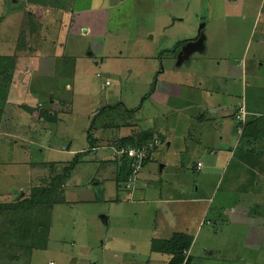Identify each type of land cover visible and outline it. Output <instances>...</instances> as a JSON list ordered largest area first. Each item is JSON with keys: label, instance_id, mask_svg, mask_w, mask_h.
<instances>
[{"label": "rangeland", "instance_id": "1", "mask_svg": "<svg viewBox=\"0 0 264 264\" xmlns=\"http://www.w3.org/2000/svg\"><path fill=\"white\" fill-rule=\"evenodd\" d=\"M201 27L206 53L176 69ZM261 37L264 0H0V56H18L0 78V264H167L153 244L183 233L192 264H264L250 231L264 225V167L247 170L228 136L236 104L264 114ZM241 61L242 91L224 75ZM141 131L156 150L137 191L118 189L113 142Z\"/></svg>", "mask_w": 264, "mask_h": 264}, {"label": "trees", "instance_id": "2", "mask_svg": "<svg viewBox=\"0 0 264 264\" xmlns=\"http://www.w3.org/2000/svg\"><path fill=\"white\" fill-rule=\"evenodd\" d=\"M28 27L29 29H21V34L24 36L26 33L33 34L37 33V29L39 27V24H36L34 17L31 16V19L28 21ZM37 25V26H36ZM19 42H23L22 40ZM185 43H183L180 47H182ZM23 46L17 45V48L19 50L23 49L25 46V43L22 44ZM18 56L13 55L12 56H0V78L2 76H9L8 74L13 71V69L16 66ZM27 111H30L31 109L25 108ZM31 115L34 117V119L43 120L45 122H54L55 121V114L50 113L49 111L43 110L42 112L38 113L34 110V112L31 113ZM2 120V111H0V125ZM262 119H259L257 122V119L255 120H249L246 122L245 125H243L245 128L243 130V134L241 137V141L245 144H252L254 141H261V137L264 136V127H262V123H260ZM88 138L91 139V135H88ZM96 140H92L91 142V148L94 146ZM246 141V142H244ZM156 140L154 138V134H152L149 131H142L138 134H132L131 136L119 141L116 144L117 148H134V149H143L146 148L148 145H152L153 147L148 150L147 158L145 162L143 163V167L150 161L152 158L153 153L156 150ZM120 171L117 177V188H120L122 184H125L129 181L131 174L130 165L127 161L123 160L119 162ZM69 171V168H68ZM67 171V172H68ZM69 174V173H68ZM60 176V175H59ZM53 179V183L51 186L48 187H40L37 188L35 191V194H33V197L29 202L31 204L36 203H42L46 202V200L49 198L54 197L56 194H58V191L62 189V181L64 177H67L66 175ZM60 181V182H59ZM58 182V183H57ZM193 244V238L184 235V234H175L169 241H164L160 243V246L157 244H153V250L159 251L161 254H166L171 256V260L169 264H190L191 260L190 258H186V253L191 250ZM157 247V249L155 248Z\"/></svg>", "mask_w": 264, "mask_h": 264}, {"label": "crops", "instance_id": "3", "mask_svg": "<svg viewBox=\"0 0 264 264\" xmlns=\"http://www.w3.org/2000/svg\"><path fill=\"white\" fill-rule=\"evenodd\" d=\"M82 12V11H81ZM84 32L85 33H88V30H84ZM206 37V36H205ZM206 40H207V38H206ZM193 41V40H192ZM259 44H261V46H264V37H261V39L259 40ZM259 44H258V47H259ZM185 45V44H184ZM206 51H207V48H206V42H205V53H206ZM204 53V54H205ZM194 55V54H193ZM192 55V56H193ZM201 55H203V54H201ZM191 56V57H192ZM191 59V58H190ZM243 61H241V62H236V63H230V64H228L227 66H226V70H225V72H224V75L226 76L228 73H230L231 74V76L232 77H230V81H233V79L235 80V81H240V86H241V91L243 90V87H245V88H248V84H247V82H245V80H244V78H243V76L245 75V73H246V71H247V69H248V64L246 65L245 63L246 62H244L243 64ZM184 64H186V63H184ZM180 67H177L176 69H179ZM241 73V74H240ZM239 75H241V77H238ZM161 86H165L164 87V90L165 91H168L169 93H173V86L172 85H164V84H161ZM251 87V86H250ZM179 88V87H178ZM231 88V86L229 87V89ZM232 97H234L233 95H230V98H232ZM240 104H236L235 105V108H234V117L236 118V120L237 121H239L238 123V127L236 128V131L235 132H233L232 134H230V133H228V136H230V138H232V137H234L235 136V138H236V136H238L239 137V140H237V143H236V145L234 146V150H235V152L234 151H232V153H231V155H233V153H237V152H239V154H238V157L240 156V154L242 153V155L240 156V158H239V160L241 161V163L242 164H244V166L246 165L248 168L250 167V168H252L253 166H254V164H255V161L257 160V158H258V161H257V163L258 164H260L262 167H264L263 166V163H264V136H262L261 137V141H254L252 144H250V143H248V144H245V143H243V141H241V137H242V134H243V130H244V126L243 125H245L246 124V122L247 121H249V120H256L257 119V122H258V120L259 119H262L260 122L262 123V125L264 124V114L263 113H257L255 110L253 111V109L252 110H250V108L248 107V106H245L244 107V105H242V106H239ZM210 107L211 108H213V109H211V110H216L215 111V113L214 114H218L219 112H220V110H222V111H224V108H225V106L223 105V102H220V104H219V106H218V108H215L213 105H210ZM244 110V112H245V122H243L242 120H240V119H238L237 117H238V115H239V113H240V111L241 110ZM247 116V117H246ZM262 127H264V125L262 126ZM142 132V131H141ZM138 133H140V132H137V133H133V134H138ZM129 137V136H128ZM125 138H127V137H124V138H121V139H119V140H116V141H114L113 142V145H114V147L112 148V157L114 158L113 160H114V162H116V166H117V171H116V173H117V175H116V178H115V180H116V185H117V177H118V174H119V171H120V166H119V162H121L122 161V159H119V158H117V157H115L114 156V150L115 149H117V147H116V144L119 142V141H121V140H123V139H125ZM98 140H100V139H97L96 141H95V144H94V146L91 148V150L92 151H97V149H98ZM258 143H262L261 145H263V148L260 150L259 148H258ZM156 144V143H155ZM157 146V145H156ZM226 149L227 150H229L230 149V146H227L226 147ZM261 152H262V154H261ZM253 159H255V161L253 160ZM125 161H127L128 162V164L130 163V161L128 160V159H124ZM201 164L202 165V168L200 169V170H198L197 169V164ZM245 166V167H246ZM195 170H196V172H201L203 169H204V165L201 163V162H197L196 163V165H195ZM246 167V168H247ZM248 168H247V170H248ZM136 182H137V179H136ZM135 182V183H136ZM135 183L134 184H132L130 187H129V185H128V182H126L125 184H122V186H124L125 187V189H130V192H133V191H137V189L136 188H134L135 187ZM132 186H134V187H132ZM121 187V186H120ZM131 187H132V189H131ZM119 189V188H118ZM135 199V198H134ZM114 203H116V204H121L122 203V199H120V198H116L114 201H113ZM207 202V201H206ZM104 221H105V223H107V220H106V218H102ZM250 231L253 233V235H255V238H254V244H256V245H258V244H260L261 245V243H264V225H261V224H259V225H254V223H253V225H251V228H250ZM184 235H187V234H185V233H183ZM263 237V238H262ZM247 242H249V240H247ZM193 244H194V239H193ZM193 244H192V247H191V250L190 251H188V253L186 254L187 255V257L186 258H190V260L192 259V248H193ZM249 245V244H248ZM153 247V246H152ZM153 252H154V250H153ZM157 253V252H156ZM155 254V253H154ZM159 255L160 256H165V257H168L169 258V261H168V263L167 264H169V262H170V260H171V256H169V255H166V254H161V253H159ZM192 261V260H191ZM77 263V261L76 260H74V264H76ZM190 264H192V262L190 263Z\"/></svg>", "mask_w": 264, "mask_h": 264}, {"label": "built area", "instance_id": "4", "mask_svg": "<svg viewBox=\"0 0 264 264\" xmlns=\"http://www.w3.org/2000/svg\"><path fill=\"white\" fill-rule=\"evenodd\" d=\"M245 113L242 109L238 115V119L244 121ZM156 145V144H155ZM153 146L148 145L146 148L143 149H134V148H117L114 150V156L119 159H128L130 161V169H131V176L128 181L129 187L136 182L137 175L143 168V163L147 158L148 150L151 149ZM202 165L199 163L197 164V169L200 170ZM187 254V253H186ZM187 257V255H186Z\"/></svg>", "mask_w": 264, "mask_h": 264}, {"label": "water", "instance_id": "5", "mask_svg": "<svg viewBox=\"0 0 264 264\" xmlns=\"http://www.w3.org/2000/svg\"><path fill=\"white\" fill-rule=\"evenodd\" d=\"M201 30L202 27L199 29L198 38L196 40L186 43L179 51L176 60V68L181 67L184 63L189 61L193 54L205 53L206 37Z\"/></svg>", "mask_w": 264, "mask_h": 264}, {"label": "flooded vegetation", "instance_id": "6", "mask_svg": "<svg viewBox=\"0 0 264 264\" xmlns=\"http://www.w3.org/2000/svg\"><path fill=\"white\" fill-rule=\"evenodd\" d=\"M230 75V73L228 74V76ZM227 76V75H226Z\"/></svg>", "mask_w": 264, "mask_h": 264}]
</instances>
